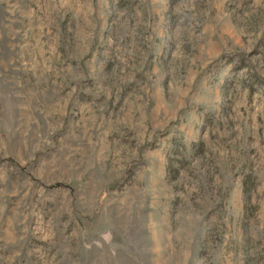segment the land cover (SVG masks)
I'll list each match as a JSON object with an SVG mask.
<instances>
[{
  "label": "rangeland",
  "instance_id": "obj_1",
  "mask_svg": "<svg viewBox=\"0 0 264 264\" xmlns=\"http://www.w3.org/2000/svg\"><path fill=\"white\" fill-rule=\"evenodd\" d=\"M0 264H264V0H0Z\"/></svg>",
  "mask_w": 264,
  "mask_h": 264
}]
</instances>
